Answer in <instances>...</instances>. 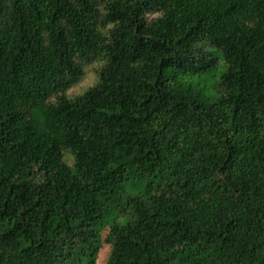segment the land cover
I'll return each instance as SVG.
<instances>
[{
	"label": "trees",
	"instance_id": "trees-1",
	"mask_svg": "<svg viewBox=\"0 0 264 264\" xmlns=\"http://www.w3.org/2000/svg\"><path fill=\"white\" fill-rule=\"evenodd\" d=\"M103 245L264 264V0H0V264Z\"/></svg>",
	"mask_w": 264,
	"mask_h": 264
},
{
	"label": "rangeland",
	"instance_id": "rangeland-1",
	"mask_svg": "<svg viewBox=\"0 0 264 264\" xmlns=\"http://www.w3.org/2000/svg\"><path fill=\"white\" fill-rule=\"evenodd\" d=\"M100 64H101V61L95 60V61H92L91 63H89L88 65H86L85 66V78L81 82L75 84L67 93L69 95H75V94H79V93H82L85 90H87L93 84V82L96 80L95 69L98 68L100 66ZM222 64H223V59H220L219 66L214 71L213 77H210L207 80L198 81L196 86L197 87L202 86L203 91H204L206 96L212 95V96H215V98H216L215 91L213 90L212 84L217 79H219L221 72L224 70V67L222 66ZM67 157H68V155H67ZM154 178L159 179V177H154ZM143 189H144L143 184L140 183L139 185L135 186L134 188H129L128 192L130 194H135L137 192L142 191ZM109 251H110V248L106 245H103V247L100 250V254H99L97 264H105V261H106V258L108 256Z\"/></svg>",
	"mask_w": 264,
	"mask_h": 264
}]
</instances>
